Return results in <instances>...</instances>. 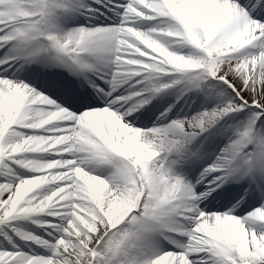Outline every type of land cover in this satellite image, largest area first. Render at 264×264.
Returning a JSON list of instances; mask_svg holds the SVG:
<instances>
[{"label": "snow or ice", "instance_id": "1", "mask_svg": "<svg viewBox=\"0 0 264 264\" xmlns=\"http://www.w3.org/2000/svg\"><path fill=\"white\" fill-rule=\"evenodd\" d=\"M0 264H264V0H0Z\"/></svg>", "mask_w": 264, "mask_h": 264}]
</instances>
